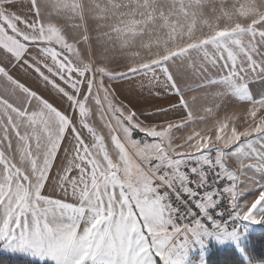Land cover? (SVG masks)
Returning <instances> with one entry per match:
<instances>
[{"label":"snow or ice","instance_id":"1","mask_svg":"<svg viewBox=\"0 0 264 264\" xmlns=\"http://www.w3.org/2000/svg\"><path fill=\"white\" fill-rule=\"evenodd\" d=\"M194 5L94 38L83 0H0V250L39 264H187L208 238L243 251L239 224H264V17L196 36L172 15ZM90 8L103 28L108 7ZM155 21L172 47L110 62Z\"/></svg>","mask_w":264,"mask_h":264},{"label":"rangeland","instance_id":"2","mask_svg":"<svg viewBox=\"0 0 264 264\" xmlns=\"http://www.w3.org/2000/svg\"><path fill=\"white\" fill-rule=\"evenodd\" d=\"M190 0H186L185 4L189 3ZM173 4V0H151V7H150V12L152 16H157L160 11H164L165 13H168L171 9V6ZM238 7L242 11V5L234 6ZM226 10V0H201V6H193L189 10V15L185 17L183 14L177 15L175 12L172 13L174 21L178 24L179 28H183L185 31L187 30V27L189 24H193L194 26V34L196 36H200L201 34V29L206 28L209 29V26H217V27H223L226 24L227 25H232L236 21H240L242 19H237V18H227L221 16V14H225ZM238 10V9H237ZM218 14L220 17H218ZM233 21V23H232ZM178 28V30H179ZM165 41H167V44L165 45ZM175 43H180L179 37H177ZM129 45H135L133 48L127 47L125 49H115L114 51H111L109 54V59L111 63H115L117 61H124L127 62V57L132 55L133 53H138L139 56L137 58H149V52L150 56L160 52L162 53L164 51V47L170 45L171 47L173 46V42L168 39L167 36V29H164L160 26L158 21H155L150 24V40L148 38L147 34H143L140 36H137L129 41ZM138 45V48L136 47ZM144 45H152L150 47V51H147L144 49ZM142 78V77H141ZM118 88H120L121 93L123 97L127 100H129L132 103H136V98L135 95L132 94L130 95L125 89L124 86L121 84L117 85ZM55 99H52L49 97V102L53 103ZM58 104H60V101L57 100ZM94 107V106H91ZM229 112L232 111V109H228ZM239 111V109H237ZM95 117L97 118V125L95 126L94 123H91V126L96 128L98 134L104 136L105 139V144L108 147L110 154L115 156L114 151L112 150V145L110 138H108V130L104 128L103 123L100 120L99 114L95 113ZM93 115V116H94ZM223 115V112L221 113ZM78 127V126H77ZM79 129V127H78ZM81 131L82 136L85 138L86 142L91 141V135L84 129H79ZM70 131V130H69ZM178 134L181 135L180 132H178L176 135L179 136ZM185 133H183L184 135ZM253 148L256 151L261 150V144L257 143L253 146ZM227 151H230L227 150ZM227 160L228 165L230 164L232 167H236V162H235V157L233 156L231 160ZM230 167V166H229ZM253 173H249V177L252 180H260V172L259 170H253ZM75 174V173H73ZM50 189L46 190V194L50 193ZM245 196H248V193H245ZM55 198H60L59 195ZM240 226V225H239ZM264 225H256V226H241L240 228L244 232V237L241 240V245L243 246V242L246 238V235L249 232L255 231L259 228H261ZM212 242V243H211ZM215 246L221 247V248H234L236 252L243 257V251L237 250V247H235L232 243L230 242H224L220 243L216 239L213 238H208L204 241L202 246H196L194 247L189 253L187 257V264H206V255L209 251L210 244H213ZM0 253H9L6 251L0 250ZM19 255V254H18ZM27 257V256H24ZM31 259L30 257H27ZM32 260V259H31ZM247 264V262L245 263ZM252 264H264V263H259L255 262Z\"/></svg>","mask_w":264,"mask_h":264},{"label":"crops","instance_id":"3","mask_svg":"<svg viewBox=\"0 0 264 264\" xmlns=\"http://www.w3.org/2000/svg\"><path fill=\"white\" fill-rule=\"evenodd\" d=\"M184 2H186V0H184ZM25 3H27V0H25ZM83 3L85 5V16L88 19L90 34L94 38L99 33L109 31L110 25H113V24H116L119 22H123L126 24L133 19H135L136 21H141V20L146 18L144 16V13L150 12V8L145 9L142 7L144 0H83ZM92 3H98V4H101L103 6L108 7L107 18L102 22L104 25L103 28L97 29L96 21L91 19V17L95 14V11L90 8V5ZM112 3L119 4V5H121V7L112 8L111 7ZM238 5H242V11L238 7L234 8V6H238ZM17 14L25 17L26 19H31V12H30L29 8H25L24 10H18ZM221 16L227 17V18H232V19H234V18L242 19L241 22L236 21L235 23H233V21H232V23H233L232 25L239 24V25H243V26L247 27L253 21L261 19L262 17H264V0H226L225 14H221ZM218 17H220L219 14H218ZM18 26L23 28V25H18ZM142 31L144 34L148 35V38L150 40V24L145 26V28ZM201 31L202 32L200 34L202 35V34H206L209 31V29L203 28V29H201ZM108 46L110 49L113 47L111 44H109ZM134 46L135 45H129V47H131V48H133ZM136 47L138 48V45H136ZM167 47H171V46L168 45ZM116 49L120 50V48L118 46L116 47ZM144 49H146L147 51H150V47H147L146 45H144ZM149 57H150V52H149ZM57 82L60 83L59 81H57ZM61 86L66 87L63 84H61ZM68 90L71 91L70 89H68ZM49 97L52 99H55L53 101L54 106H57L62 111L67 109L66 114L69 115L70 117L78 116L77 113L73 112L71 109L68 108L66 103L61 104V102H60V104H58V102H57L58 99L56 98V94L54 92H51V95ZM90 108L92 111V116L89 119V123L90 124L94 123L96 126L97 125V118L94 115L96 113V110H95V107L90 106ZM77 126L79 127L78 124H77ZM178 135L181 136V135H183V133H181V135L180 134H178ZM229 166L232 167L230 164H229ZM232 168H234V167H232ZM241 226H256V225L240 224L239 227H241ZM8 254H12V253H8Z\"/></svg>","mask_w":264,"mask_h":264},{"label":"trees","instance_id":"4","mask_svg":"<svg viewBox=\"0 0 264 264\" xmlns=\"http://www.w3.org/2000/svg\"><path fill=\"white\" fill-rule=\"evenodd\" d=\"M248 261L264 263V226L246 235L243 257L234 248H221L214 244H210L206 255V264H245ZM0 264H39V261L17 254L0 253Z\"/></svg>","mask_w":264,"mask_h":264},{"label":"built area","instance_id":"5","mask_svg":"<svg viewBox=\"0 0 264 264\" xmlns=\"http://www.w3.org/2000/svg\"><path fill=\"white\" fill-rule=\"evenodd\" d=\"M213 156H214V154H213ZM240 225V224H239ZM257 225H264V224H257Z\"/></svg>","mask_w":264,"mask_h":264}]
</instances>
